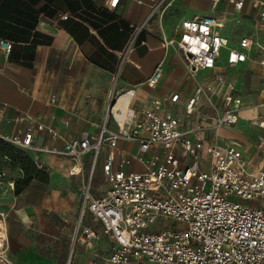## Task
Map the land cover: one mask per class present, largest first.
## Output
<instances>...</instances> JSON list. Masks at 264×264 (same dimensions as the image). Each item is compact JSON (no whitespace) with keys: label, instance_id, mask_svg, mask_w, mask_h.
Masks as SVG:
<instances>
[{"label":"crops","instance_id":"1","mask_svg":"<svg viewBox=\"0 0 264 264\" xmlns=\"http://www.w3.org/2000/svg\"><path fill=\"white\" fill-rule=\"evenodd\" d=\"M107 1L0 0V39L12 43L9 54L0 48V133L23 134L30 129L33 145L39 149L28 152L38 168L47 174L45 181L30 180L18 194L5 183L0 188V209L8 213L7 221L4 217L7 255L14 264H51L57 249L64 253L61 242H67L69 237V259L75 252V264L98 263L109 253L110 250H102V242L108 240L106 244H110L111 249L112 238L103 232L101 222L88 211L80 218V183L90 168V154L81 157V176L70 173L72 161L68 156L48 150L62 149L65 141L77 138L82 131L95 133L110 96L113 95L117 102L118 96H127L124 92L132 90L127 104L140 108L153 98L177 93L178 101L166 107L178 114L196 83L207 82L214 72H221L235 85L234 70L239 65L253 62L264 66L260 63L264 53L253 59L257 49L254 41L245 61L227 66L222 54L214 70H201L192 77L176 50L173 47L164 49L161 45L156 18L145 24L131 49L125 51L133 25L143 21L155 0H119L113 7L108 6ZM210 3V0H174L162 22L164 34L175 37L182 20L211 14ZM64 13L69 16L61 18ZM214 13L225 17L221 33L232 46H236L243 35L252 38L243 31L245 23H264L255 20L254 11L247 6L241 15L234 12L229 0H220ZM240 16L239 24L235 23ZM229 30L235 33L230 35ZM261 49L264 51V47ZM158 64L161 66L158 80L148 85L146 80ZM234 94L242 102L238 120L230 127L219 128L217 140L237 141L247 163L253 167L262 166L264 137L258 135L257 140L252 141L246 136L244 144L228 131L264 133L261 124L264 122V98L245 103L235 86ZM51 97L55 98L54 102H50ZM205 109L207 115L192 116L201 125L210 123V109ZM245 111L248 115H242ZM241 123L244 126H238ZM125 145L123 141L118 142V147ZM249 149L260 154L250 156ZM105 152L103 147L93 170L92 193L95 196L101 195L106 187L101 173ZM79 218L80 226H90L99 237L86 242L78 239L74 232Z\"/></svg>","mask_w":264,"mask_h":264},{"label":"built area","instance_id":"2","mask_svg":"<svg viewBox=\"0 0 264 264\" xmlns=\"http://www.w3.org/2000/svg\"><path fill=\"white\" fill-rule=\"evenodd\" d=\"M118 1L108 0L107 5L116 6ZM210 1L211 14L182 20L172 37L164 34L162 22L174 0H155L143 21L133 25L125 51L145 24L156 18L161 45L176 50L192 77L201 70H214L222 54L227 66L245 61L254 41L243 35L236 46L230 45L221 33L225 17L214 13L220 0ZM229 2L234 12L241 15L247 6L255 20L264 22V0ZM11 46L10 41L0 39L5 54ZM260 63L264 64V57ZM160 71L158 64L146 83L154 85ZM132 92L124 94L131 93V97ZM178 95L153 98L140 108L127 104L115 111L112 95L95 133L82 131L65 141L62 149L48 150L68 156L70 173L81 176V157L90 154V168L80 183V218L88 211L112 238L109 253L94 264H264V165L250 166L237 141L220 142L216 135L219 128L236 124L241 98L221 72L196 83L182 111L175 114L166 105L176 103ZM54 101L51 97L50 102ZM206 107L210 123L201 125L192 116L207 115ZM0 137L26 151L39 149L33 145L30 129L23 134L0 133ZM119 141L127 145L118 147ZM103 147L101 173L106 187L95 196L93 170ZM4 177L0 169V188ZM6 185L13 191L14 179ZM80 218L74 235L83 242L98 238L90 226H80ZM160 218L169 219L171 225L154 229ZM0 233L5 235L0 237V264H14L7 255L2 212Z\"/></svg>","mask_w":264,"mask_h":264},{"label":"rangeland","instance_id":"3","mask_svg":"<svg viewBox=\"0 0 264 264\" xmlns=\"http://www.w3.org/2000/svg\"><path fill=\"white\" fill-rule=\"evenodd\" d=\"M243 31H246L250 35H252L253 41L256 42L257 49H255L253 53V59H257L260 57L262 51L261 47H264V23H251L247 22L244 25ZM233 32V33H232ZM235 31L229 30L228 34L233 35ZM223 53V51H222ZM234 82H235V87L239 90V93L245 103L251 104V102L257 100L259 97L264 98V66L259 65L257 63L253 62H247L239 65L237 68L234 70ZM242 115H248V112H243ZM238 126H244L242 123L239 124ZM230 132V135L235 136L236 138H239L240 141L242 140L243 143H247V137H249L252 141L257 140V136L261 135L264 137V133H260L257 130H250L247 132V130H234V131H228ZM250 133V135H249ZM247 136V137H246ZM0 140L5 144L6 147H8V142L5 141L0 137ZM129 146H127L128 148ZM129 149V148H128ZM250 156H256L260 154L257 150L249 149L248 152ZM29 158H33V155H31L28 152L27 155ZM0 169L5 172V177L3 179L4 183L8 181L9 177L10 179L18 180L21 178V171L17 169L16 167H12L11 165L8 164L7 161H1L0 163ZM6 187V186H5ZM19 187V185H18ZM20 188V187H19ZM16 194V193H14ZM1 195V194H0ZM1 198V197H0ZM4 198V197H2ZM1 210V209H0ZM3 211V215L6 218L5 220L7 221L8 219V213L7 210H1ZM73 221L70 223L71 224V231L73 227ZM173 224V223H172ZM7 225V224H6ZM171 225L169 219L167 218H160L158 222L155 224L154 229H163L167 228ZM102 234V232H101ZM105 241V242H104ZM108 240H103L102 244L104 249L103 251H109L110 250V244H106ZM104 243L106 245H104ZM101 244V243H100ZM65 247V251L62 254L61 249H57L54 252V255L52 257V263L51 264H67L69 259V250L71 248V237H69L67 242L62 243ZM60 246V244H59ZM98 250L101 248L97 247ZM76 251V250H75ZM81 251V250H80ZM61 259V261H59ZM75 252L71 257L70 264H75Z\"/></svg>","mask_w":264,"mask_h":264},{"label":"trees","instance_id":"4","mask_svg":"<svg viewBox=\"0 0 264 264\" xmlns=\"http://www.w3.org/2000/svg\"><path fill=\"white\" fill-rule=\"evenodd\" d=\"M28 151L15 147L8 143V147L0 140V159H9L8 164L21 171V178L14 180L13 192L18 194L32 179L45 181L47 174L40 170L34 159L29 158ZM19 185V187H18Z\"/></svg>","mask_w":264,"mask_h":264},{"label":"bare ground","instance_id":"5","mask_svg":"<svg viewBox=\"0 0 264 264\" xmlns=\"http://www.w3.org/2000/svg\"><path fill=\"white\" fill-rule=\"evenodd\" d=\"M128 96V99H130V95L131 93H128L126 94ZM127 96H124V95H120L118 96L117 98V102H116V98H115V104H114V107H113V110L115 111L117 108H120V109H124L126 107V104H127ZM0 237H5V235L3 233H0ZM70 264V263H69Z\"/></svg>","mask_w":264,"mask_h":264}]
</instances>
